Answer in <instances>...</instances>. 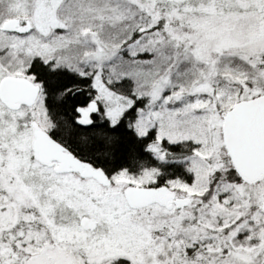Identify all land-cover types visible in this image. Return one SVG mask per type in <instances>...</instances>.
I'll use <instances>...</instances> for the list:
<instances>
[{
	"label": "snow or ice",
	"instance_id": "obj_1",
	"mask_svg": "<svg viewBox=\"0 0 264 264\" xmlns=\"http://www.w3.org/2000/svg\"><path fill=\"white\" fill-rule=\"evenodd\" d=\"M0 264H264V0H0Z\"/></svg>",
	"mask_w": 264,
	"mask_h": 264
}]
</instances>
